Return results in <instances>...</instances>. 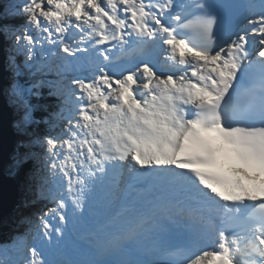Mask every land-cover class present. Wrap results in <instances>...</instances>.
Segmentation results:
<instances>
[{
	"label": "snow or ice",
	"instance_id": "1",
	"mask_svg": "<svg viewBox=\"0 0 264 264\" xmlns=\"http://www.w3.org/2000/svg\"><path fill=\"white\" fill-rule=\"evenodd\" d=\"M5 15L24 17L0 26L3 93L38 206L22 258L0 264H264V0H11ZM44 84L56 103L36 121ZM162 207L196 225L179 243ZM88 220L104 243L85 250Z\"/></svg>",
	"mask_w": 264,
	"mask_h": 264
},
{
	"label": "rangeland",
	"instance_id": "2",
	"mask_svg": "<svg viewBox=\"0 0 264 264\" xmlns=\"http://www.w3.org/2000/svg\"><path fill=\"white\" fill-rule=\"evenodd\" d=\"M4 1H5V4L4 5H6V6L9 5L10 2H11V0H4ZM3 10L5 12V8ZM6 16H9V15H6ZM15 18H16L15 16H12V19H15ZM23 22H24V20H23ZM5 42L6 41H4V43ZM6 46H7V44H6ZM17 59H18V61H22L23 60V57L22 56H19ZM83 69H85V71ZM69 73H71V74L73 73V75H76L77 74L76 72H69ZM81 74H83V75H87L88 74V69H87L86 66L81 69ZM42 75H43L42 73L41 74H38V79L46 80ZM46 75H48V74H46ZM9 76H10V73H9ZM51 79H53L52 76L50 77V79H48V77H47V80H51ZM25 80H31V77L29 79H28V77L21 78V82L22 83H24ZM45 86H47V84H44L43 87H45ZM4 98H5L6 104L8 105L7 98H6L5 95H4ZM34 103H35V100H34ZM49 106L50 105L48 103L45 104V112L46 113H48V111L50 110V107ZM8 107L12 110V112L9 113L10 116L12 117V122H11V125H12L13 121H15L16 119L19 118V114L11 106L8 105ZM43 112H44V110H43ZM33 117H36L35 110L33 112ZM39 117L40 116H38L36 118L38 120H40ZM45 117H46V115L43 116V119ZM12 130H13L12 131V137H13V142H14L13 143V152L10 154V156H12V159L10 158L9 162H7L6 165H5V172L7 174V175L6 174L5 175L6 176H9V177L10 176H13L11 173L14 170V163L13 162H14V156H15V154L17 152V143H18V137H17L16 131H14L15 129L13 127H12ZM10 178L12 179L13 177H10ZM13 180H14V182H13L14 183V186L16 187L17 182H16L15 178H13ZM22 182H24V181H22ZM22 185H23L22 186V190H21V188L18 187L17 197H16V193L14 192V189H13V192H14V207H13L12 211L10 210V212L2 218V221L0 223V227H2L4 229V231L0 233V259H4L5 258V253H7V255L9 257H12V258H22V255L19 256V257H17V255H16L17 247L18 246H22L23 244H26L25 240H27V238L24 236L23 232H21L20 229H19L20 213L19 212L16 213L18 211V209H19V205L20 204H22V205L25 204L24 201H21L19 203V199L22 196L24 197V194L26 193L24 183ZM20 187H21V185H20ZM11 192H12V190H11ZM37 206L38 205H35V206H32L31 208H35ZM27 214L28 213H26L24 215L21 214V216L23 217V219H25L27 217ZM25 224H27V223H25ZM15 225H17V230L15 229ZM81 226L79 228H81ZM28 242H30V236H29ZM85 250H87V249H85ZM82 258H87V257H82Z\"/></svg>",
	"mask_w": 264,
	"mask_h": 264
},
{
	"label": "water",
	"instance_id": "3",
	"mask_svg": "<svg viewBox=\"0 0 264 264\" xmlns=\"http://www.w3.org/2000/svg\"><path fill=\"white\" fill-rule=\"evenodd\" d=\"M6 82L5 52L2 32H0V223L14 207V193L11 183L5 175V165L10 160L13 147L12 110L6 104L3 86Z\"/></svg>",
	"mask_w": 264,
	"mask_h": 264
},
{
	"label": "trees",
	"instance_id": "4",
	"mask_svg": "<svg viewBox=\"0 0 264 264\" xmlns=\"http://www.w3.org/2000/svg\"><path fill=\"white\" fill-rule=\"evenodd\" d=\"M1 9H0V11H1ZM15 17H16L15 19H12V16H6L5 15L4 17H2L0 15V26H2L3 24L20 25L23 22V18L24 17L19 16V15H16ZM6 76L7 77L9 76V73L8 72L6 73ZM40 91H41V95L38 98H35L34 99L35 100V103L37 104V107L35 108V115H36V117L40 116L39 117L40 120H38L36 117H34L36 121H42L43 120V116L46 115L44 103L46 101H48V104L51 105V101H54L55 100L54 97H51V96L48 97L47 91H42V90H40ZM43 110H44V112H43ZM33 127H35L39 132H43L45 130V128H44L45 125H43V124L35 125ZM10 158L12 159L11 156H10ZM22 167L28 168V163H27L26 166H22ZM17 170L18 171L16 172V177H20V175H23L22 168H18ZM12 175H13L12 177L15 178V175L14 174H12ZM3 231H4V229L2 227H0V233L3 232Z\"/></svg>",
	"mask_w": 264,
	"mask_h": 264
},
{
	"label": "bare ground",
	"instance_id": "5",
	"mask_svg": "<svg viewBox=\"0 0 264 264\" xmlns=\"http://www.w3.org/2000/svg\"><path fill=\"white\" fill-rule=\"evenodd\" d=\"M5 4V1L4 0H0V9L1 8H5V6L6 5H4ZM23 17V16H22ZM24 23V22H23ZM22 25V24H21ZM5 48H6V44H5V46H4V52H5ZM84 71H85V69H83ZM68 75V74H67ZM6 83V82H5ZM55 98V97H54ZM56 103V98H55V100L54 101H51V105L52 104H55ZM15 131V130H14ZM34 150H36V151H38L39 149H34ZM13 152V147H12V151H11V153ZM12 157V156H11ZM13 163H15V162H13ZM18 168L17 167H14V170H13V172L11 173V174H14L15 175V180L16 181H19L20 179H22L23 180V175H20V177H16V172L18 171L17 170ZM9 181H10V183H11V185H12V187H11V190L12 189H14V192L16 193V196H17V193H18V187L19 188H21L20 187V185H21V182H20V185H18V187L16 186H14V180H13V178L12 179H9ZM24 182H22V184H23ZM14 186V187H13ZM13 192V193H14ZM25 197H26V193L24 194V197L22 196L20 199H19V203L22 201V199H24L23 201L25 202V204L24 205H22V204H20L19 205V209H18V211L16 212V213H20V224H19V229H20V231L21 232H23L24 233V236H26V238H27V240H25V242L27 243L28 242V239H29V236H30V233L28 232V231H31V229H30V225L27 223V224H25V220L27 221V219L25 218V219H23V217L21 216V214L22 215H24V214H26V213H28L27 212V210L29 209V208H31L32 206H30V205H28L27 203H26V200H25ZM168 217H167V219H165L166 221H168ZM162 223H164V222H162ZM194 228V227H193ZM27 232V233H26ZM25 238V239H26ZM181 241V239H179L178 240V242L177 243H179ZM80 258H82V257H80ZM149 258V257H148ZM162 258V257H161ZM150 259H157V257H153V255L152 256H150Z\"/></svg>",
	"mask_w": 264,
	"mask_h": 264
}]
</instances>
